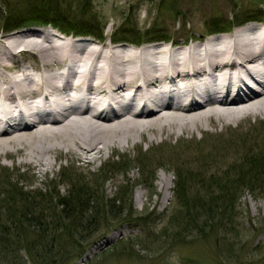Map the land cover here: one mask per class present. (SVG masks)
<instances>
[{
	"label": "bare ground",
	"instance_id": "bare-ground-1",
	"mask_svg": "<svg viewBox=\"0 0 264 264\" xmlns=\"http://www.w3.org/2000/svg\"><path fill=\"white\" fill-rule=\"evenodd\" d=\"M18 30L0 36V167L11 159L19 177L27 169L22 193L43 194L33 182L64 157L77 162L72 180L86 179L97 161L125 149L225 138L264 116L263 28L176 49ZM123 172H107L106 181ZM161 181L168 202L172 185Z\"/></svg>",
	"mask_w": 264,
	"mask_h": 264
},
{
	"label": "rangeland",
	"instance_id": "rangeland-1",
	"mask_svg": "<svg viewBox=\"0 0 264 264\" xmlns=\"http://www.w3.org/2000/svg\"><path fill=\"white\" fill-rule=\"evenodd\" d=\"M39 1L0 0V6L9 9V15L12 13L14 16L21 17L40 11L41 8L37 6L45 3ZM65 1L69 3L67 4L68 12L75 15L76 19L80 17L87 20V16L91 13L102 23L106 21L108 35L116 28L122 27L124 16L130 15L132 16L131 25L135 31H148L149 28L155 27V30L162 31L163 35L172 37L180 44L189 42V37L196 39L195 37L201 36L200 34L204 31L208 32L211 27L210 18L213 16L229 17L235 10L234 0H168L166 3L163 0ZM87 6H89L88 9ZM239 6L242 7V11L244 10L241 13L257 10V7L250 5L248 0H243ZM28 25L39 29H44L46 26L44 22H28ZM263 26L254 24L251 27L260 29ZM0 36H6V33H0ZM32 38L28 37V39ZM21 50V48L16 50L18 56ZM16 57L13 56L12 60ZM261 120L257 121L250 116L235 133L227 131L224 135L226 137L219 140H211L209 136L205 137L207 140L203 139L201 142L202 137L198 134L195 140L187 145L182 143L177 145V140L173 139L160 148L147 150V143H143L141 149H125V153L118 152L109 159L104 157L97 161L90 170L92 174L88 173L86 179L72 180L71 175L74 173L77 175L75 171L77 167L74 166L76 161L68 157L62 158L59 162L56 161L54 173L51 171L46 175H40L38 180L33 182L34 187H37L36 190L45 193L49 186H56L63 197L73 189L76 193L85 186L92 187L93 192H100L105 201L104 204H98L101 209L105 208L102 206L122 198L125 191L127 195H130L129 202L125 201L116 211L130 213L132 216L128 219L123 218L120 224L114 223L115 226L109 231L100 227V231L95 232L91 236L92 239L88 238L83 244L85 247L82 251H84L79 258L70 264H264V190H258L255 193L246 190L241 195L235 208V223L239 234L236 235L237 238H233L234 240L230 239L225 243L222 241L217 244L215 238L208 236L193 239V237L185 238L183 235L181 237L174 235L176 239L173 240L171 234L174 228L173 230L170 228L165 238H162V230L167 226L177 202L173 191L177 172L181 171L182 175L188 176V172H196L201 168L206 169L208 176L221 174V171H224L229 164L232 165L236 159L240 160L242 153L248 152L244 149L246 147L254 146L253 154L258 153L260 149L264 153V121ZM195 141L201 143H195ZM169 143H172L173 147H170L172 145ZM241 149H244V152H241ZM11 161V159L4 160L3 163L7 168L0 167V201L8 195L5 191L6 186L9 188L14 184L16 191L17 187L27 188L26 180L23 181V177H19V171L12 169ZM116 162L121 164L124 172L115 173L112 179L110 177L106 181L107 172L109 176L111 172H116L113 169ZM203 163L205 167L201 166ZM167 168L170 169L167 170ZM25 169H21L22 174ZM79 170L84 173L82 168ZM3 171L9 175L5 182H3L5 177ZM94 171L95 174H93ZM164 177H167L172 185L171 198L168 202L165 198L169 195V191L161 189L159 185L163 184L161 180ZM158 201L159 204L156 203ZM56 211L55 216L62 217L61 209ZM103 213L101 212L100 215ZM50 214L55 213L51 212L48 215ZM112 236L115 238L111 239ZM131 239L138 242H134V245L130 244ZM230 249L236 251L235 254L231 253V258H228L226 254L231 251ZM84 253L85 256L80 259ZM23 259L27 261L28 257L23 254Z\"/></svg>",
	"mask_w": 264,
	"mask_h": 264
},
{
	"label": "trees",
	"instance_id": "trees-1",
	"mask_svg": "<svg viewBox=\"0 0 264 264\" xmlns=\"http://www.w3.org/2000/svg\"><path fill=\"white\" fill-rule=\"evenodd\" d=\"M167 1L163 0L164 3ZM248 1L250 5L257 7L256 11L241 13L244 10L242 11L239 4L243 0H234V9L240 11L233 10L234 14L225 18L213 16L210 18V29L227 31L248 20L264 17V0ZM39 2L45 3L37 6L41 10L25 14L24 17L14 16L12 13L9 15V9L0 6V27L9 31L20 27L24 22L41 23L47 19L65 29L74 27L72 25L75 24L77 27L74 28L77 29L89 28L97 33L104 30L106 21L102 23L91 13L87 20L80 17L76 19L75 15L68 12L69 3L65 0ZM131 18L130 15L124 16L122 27L115 34L116 39L134 41L162 36V31L155 30V27L148 31H135ZM251 149L248 153H242V158L238 161L236 159L221 174H209L207 171L210 175L208 176L206 169L201 168L196 172H188V176L182 175L181 171L177 172L173 190L177 202L167 226L162 230V238L170 228L176 231V234H171L173 240L176 239L174 235L193 239L208 236L215 238L218 244L237 238L239 231L235 223V208L238 200L246 190L254 193L264 190V153L260 152L259 158ZM113 166L116 172L123 169L117 162ZM201 166L205 167V163ZM3 176L5 182L9 175L4 172ZM5 191L8 195L0 201V264H27L21 255L22 251L26 253L31 264H70L83 253L86 240L92 239L91 236L100 231V225L104 224L106 229H110L114 222L123 218L124 214L120 211L118 213L116 209L130 200V195L125 191L122 198L102 206L105 208L101 209L98 204L105 203L102 195L87 186L76 193L73 189L63 197L56 186H49L43 194L16 191L14 184L9 188L6 186ZM60 209L62 217L55 216L56 210ZM51 212L55 214L48 215ZM101 212H104L103 215H100ZM134 242L138 241L130 240V244L134 245ZM230 250L226 254L228 258L236 251ZM226 260L227 258L225 262Z\"/></svg>",
	"mask_w": 264,
	"mask_h": 264
}]
</instances>
